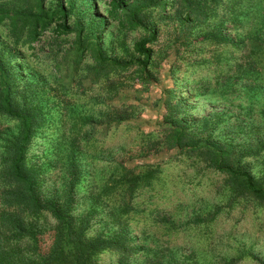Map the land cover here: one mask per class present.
I'll use <instances>...</instances> for the list:
<instances>
[{"label":"rangeland","instance_id":"374dc122","mask_svg":"<svg viewBox=\"0 0 264 264\" xmlns=\"http://www.w3.org/2000/svg\"><path fill=\"white\" fill-rule=\"evenodd\" d=\"M54 1L45 0V6ZM244 1L249 6L253 0ZM74 2L76 8L86 10L82 24L87 42L95 40L94 28L99 24L103 30L97 36L98 44L107 57L136 58L133 44L143 36L142 31L123 30L108 19L107 0ZM28 3L0 0V6L8 8ZM262 9L257 7L255 13L251 6L245 32L256 31L264 15ZM222 13L205 30L222 29L226 39H235L234 24ZM149 24L156 29L157 38L152 44L147 82L139 80L133 68L115 77L111 87L95 86L85 95L77 91L68 103L70 113L66 114L64 107L57 115L59 123L51 122L32 137L26 158L37 173L40 198L67 189L70 159L75 157L79 170L71 204L75 223L82 227L84 237L102 235L126 246L124 254L101 251L94 257L95 264H264V205L235 198L223 175L195 159L177 156L162 144L145 147L143 141L145 135H156L166 115L161 95L173 88L178 96L172 102L180 103L176 116H188L201 143L210 137L219 143L233 141L246 150L264 142V55L259 57L260 66L251 69L254 83L251 74L238 75L234 65L241 62V52L234 47L218 44L222 43L218 40L201 45V36L182 41L172 11L165 16L155 14ZM53 39L51 32H46L34 49H22L16 57L31 61L34 53L48 57L57 44L70 48L74 34ZM8 43L7 26L1 24L4 59L11 48ZM85 57L89 66L93 55ZM224 58L229 59L226 64ZM228 72L231 76L226 78ZM256 90L262 91L260 96ZM91 116L96 122L92 127L80 118ZM105 122L114 124L107 132L102 127ZM250 126L254 129L249 130ZM3 127L16 130L13 125ZM156 164L163 167L159 183L152 189H140L124 202L126 188L119 189L122 167L133 168L134 177L152 173ZM237 164L264 184V150L260 156L241 158ZM34 220L36 240L30 237L16 248L17 258L23 262L46 255L53 243L54 220L47 215Z\"/></svg>","mask_w":264,"mask_h":264},{"label":"trees","instance_id":"16d2710c","mask_svg":"<svg viewBox=\"0 0 264 264\" xmlns=\"http://www.w3.org/2000/svg\"><path fill=\"white\" fill-rule=\"evenodd\" d=\"M44 2L29 0L23 7L0 6V25L7 26L8 45H11L5 59L4 52L0 51V264H95L94 257L101 251L118 250L124 254L126 246L120 240L112 241L102 235L84 237L82 227L75 223L71 212L74 181L79 174L75 157L70 159L67 189L48 199L40 198L35 183L37 173L27 164L26 158L32 137L51 122L59 123L57 115L64 107L68 110L65 113H70L68 103L75 99L77 91L85 95L95 86L111 87L115 77L133 68L137 78L147 82L152 44L157 38V31L149 26V19L155 14L165 16L172 11L182 41L201 36V45H212L218 40L222 42L218 44L234 47L235 51L241 52V62L234 65L238 75L247 77L251 74L253 77L251 69L260 66L259 57L264 55V15L257 23L256 31L244 30L251 6L255 13L262 8L264 12V4L260 0H253L249 6L244 5V0H107L105 16L108 19L123 30L143 32L133 44L136 58L119 59L107 57L98 44L97 36L103 30L99 24L94 28L97 30L95 40L87 42L84 39L82 13L86 10L76 8L74 0H55L47 6ZM221 12L234 24L236 40L226 39L222 29L205 30ZM46 32H51L53 40L73 33L71 47L63 48L57 44L48 57L34 53L36 57L32 61L16 57L22 49H34L35 42ZM88 53L93 55L89 66L85 64ZM228 61L224 58L222 63ZM224 76L228 78L231 74L228 72ZM82 78L85 80L81 81ZM252 80L255 83V77ZM261 92L256 90L255 94L260 96ZM177 96L173 88L163 91L161 99L166 115L159 123L156 135L144 136L145 147L162 144L175 150L177 156L195 159L205 168L223 175L235 198L251 199L264 205V184L251 171L237 164L241 158L260 156L264 142L246 150L233 141L219 143L210 137L201 143L190 128L188 116H176L180 103L172 101ZM80 118L86 119L85 123L91 127L96 124L92 116ZM6 124L15 126L16 130L4 128ZM113 125L105 122L102 127L107 132ZM253 129L254 126L249 127V130ZM122 169L119 189L126 188L123 201L125 198L131 200L142 188L152 189L163 172L161 164H156L155 171L144 176L135 174L133 177V168L123 166ZM46 215L55 222L52 246L46 255L23 262L17 258L19 250L16 248L30 237L35 239L34 219Z\"/></svg>","mask_w":264,"mask_h":264}]
</instances>
